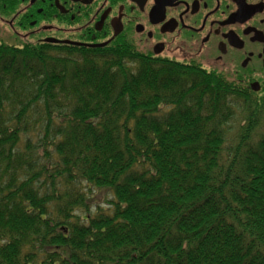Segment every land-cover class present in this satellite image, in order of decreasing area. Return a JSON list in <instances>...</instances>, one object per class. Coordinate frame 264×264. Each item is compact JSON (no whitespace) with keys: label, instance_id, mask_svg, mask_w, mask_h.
<instances>
[{"label":"trees","instance_id":"1","mask_svg":"<svg viewBox=\"0 0 264 264\" xmlns=\"http://www.w3.org/2000/svg\"><path fill=\"white\" fill-rule=\"evenodd\" d=\"M0 264H264V94L122 42L0 43Z\"/></svg>","mask_w":264,"mask_h":264},{"label":"flooded vegetation","instance_id":"2","mask_svg":"<svg viewBox=\"0 0 264 264\" xmlns=\"http://www.w3.org/2000/svg\"><path fill=\"white\" fill-rule=\"evenodd\" d=\"M119 42L264 94V0H0V43Z\"/></svg>","mask_w":264,"mask_h":264},{"label":"rangeland","instance_id":"3","mask_svg":"<svg viewBox=\"0 0 264 264\" xmlns=\"http://www.w3.org/2000/svg\"><path fill=\"white\" fill-rule=\"evenodd\" d=\"M239 111L241 112L240 108H239ZM239 111H237V116L235 114L237 122H239L238 126L240 124H242V122L244 120L243 117H242V112H241V115H239ZM110 199H111V196L108 193H104V194H101V195L97 196L95 201H94L95 203L93 204L92 210L96 209L95 208L96 206H99L102 209H105V210L108 211L109 208H108L107 201H109Z\"/></svg>","mask_w":264,"mask_h":264},{"label":"water","instance_id":"4","mask_svg":"<svg viewBox=\"0 0 264 264\" xmlns=\"http://www.w3.org/2000/svg\"><path fill=\"white\" fill-rule=\"evenodd\" d=\"M115 35H116V33H115ZM49 42L59 43V42L54 41V40H49ZM98 47H100V46H98Z\"/></svg>","mask_w":264,"mask_h":264}]
</instances>
